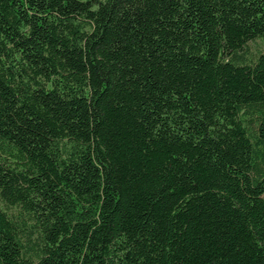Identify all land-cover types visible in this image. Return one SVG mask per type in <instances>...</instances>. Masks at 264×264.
Segmentation results:
<instances>
[{
    "label": "trees",
    "instance_id": "16d2710c",
    "mask_svg": "<svg viewBox=\"0 0 264 264\" xmlns=\"http://www.w3.org/2000/svg\"><path fill=\"white\" fill-rule=\"evenodd\" d=\"M0 199V264H264V0H0Z\"/></svg>",
    "mask_w": 264,
    "mask_h": 264
},
{
    "label": "rangeland",
    "instance_id": "374dc122",
    "mask_svg": "<svg viewBox=\"0 0 264 264\" xmlns=\"http://www.w3.org/2000/svg\"><path fill=\"white\" fill-rule=\"evenodd\" d=\"M263 48V42L262 40H257L250 43V49L253 54H256L259 50ZM0 203L3 204V202L0 199Z\"/></svg>",
    "mask_w": 264,
    "mask_h": 264
}]
</instances>
